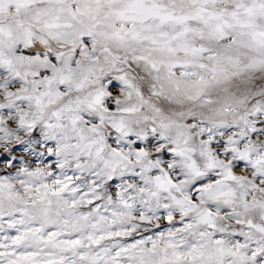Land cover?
Instances as JSON below:
<instances>
[{
    "label": "snow or ice",
    "instance_id": "6c2138e0",
    "mask_svg": "<svg viewBox=\"0 0 264 264\" xmlns=\"http://www.w3.org/2000/svg\"><path fill=\"white\" fill-rule=\"evenodd\" d=\"M0 264H264V0H0Z\"/></svg>",
    "mask_w": 264,
    "mask_h": 264
}]
</instances>
